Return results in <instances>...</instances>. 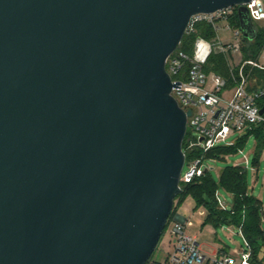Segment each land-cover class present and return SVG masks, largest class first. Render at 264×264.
<instances>
[{"label": "water", "instance_id": "1", "mask_svg": "<svg viewBox=\"0 0 264 264\" xmlns=\"http://www.w3.org/2000/svg\"><path fill=\"white\" fill-rule=\"evenodd\" d=\"M249 1L0 0V264L147 263L192 113L166 60L232 5L254 41Z\"/></svg>", "mask_w": 264, "mask_h": 264}, {"label": "built area", "instance_id": "2", "mask_svg": "<svg viewBox=\"0 0 264 264\" xmlns=\"http://www.w3.org/2000/svg\"><path fill=\"white\" fill-rule=\"evenodd\" d=\"M241 5L249 9L256 29H264V0H251ZM239 7L240 4H237L191 16L185 34L195 32L197 25L205 22L211 25L213 37H197L191 54L180 49L181 41L165 63L172 82H181V88H173L171 95L185 112L192 111L187 116L186 134L188 128L199 134L197 141L190 139L188 148H198L203 155L232 131H244L245 134L264 127V112L261 113L264 108V82L260 84L252 75L256 70L264 71V44L255 58L245 57L244 48L248 46V39L241 28ZM221 31H233L235 41L222 40ZM213 53L225 56L229 67L228 77L204 71L203 67ZM184 155L183 169L186 165L188 169L181 173V191V183L191 182L196 176L203 175L206 169L204 156L187 162L185 152ZM188 224V219L174 220L165 232L175 240L173 252L164 261L149 260L147 264H238L237 259L227 252L205 253L197 238L188 234ZM246 245L239 264H254L251 246L247 241Z\"/></svg>", "mask_w": 264, "mask_h": 264}, {"label": "trees", "instance_id": "3", "mask_svg": "<svg viewBox=\"0 0 264 264\" xmlns=\"http://www.w3.org/2000/svg\"><path fill=\"white\" fill-rule=\"evenodd\" d=\"M213 35L214 32L211 25L205 22L199 23L195 32L183 36L180 49L191 54L197 37L202 36L211 39ZM263 44L264 29L257 27L256 39L254 41L248 40V46L244 48L245 57L255 58ZM203 69L206 73L215 72L225 77L229 76L227 61L225 56L220 53H213ZM252 75L258 79L260 84L264 82V71L256 70ZM250 133H254L260 141L264 142V127L261 126L245 133L230 148L239 149L242 144L241 139L247 137ZM190 139L191 137L186 134L183 141V150L186 154L187 162L201 156H204L205 160L215 161L219 153L223 151L214 147L203 155V151L198 148H188ZM209 172L210 170L204 172L201 176H196L189 183H181L183 190L175 197L172 213L162 235L165 234L169 225L174 221L178 207L182 204L185 197L191 194L197 200V203L207 210L208 222L215 226L229 225L240 229L253 251V263L264 264V233L261 228L264 207L261 206L256 198L248 194L245 170L241 166H228L221 172L220 184L233 196L234 204L231 210H227L220 203L217 187L212 181ZM147 263H149V260Z\"/></svg>", "mask_w": 264, "mask_h": 264}, {"label": "rangeland", "instance_id": "4", "mask_svg": "<svg viewBox=\"0 0 264 264\" xmlns=\"http://www.w3.org/2000/svg\"><path fill=\"white\" fill-rule=\"evenodd\" d=\"M220 38L225 41H235L233 31H221ZM188 136L197 141L199 134L188 128ZM244 135V131H232L224 140L219 141L216 147L223 150L215 161L205 160L204 168L210 169V177L217 187V195L227 210L233 208V196L220 184L221 172L228 166H241L246 172L248 194L256 198L264 207V142L254 133L244 137L239 149L230 148ZM226 149V150H225ZM225 150V151H224ZM188 165L183 169L187 171ZM177 214L189 220L187 232L196 237L203 251L207 254L227 252L240 262L241 253L247 249L246 240L240 229L229 225L215 226L208 222L207 210L197 203L191 195H187L178 207ZM174 220V219H173ZM264 233V219L261 223ZM175 240L168 233L163 234L160 242L149 260L164 261L170 252H173Z\"/></svg>", "mask_w": 264, "mask_h": 264}, {"label": "crops", "instance_id": "5", "mask_svg": "<svg viewBox=\"0 0 264 264\" xmlns=\"http://www.w3.org/2000/svg\"><path fill=\"white\" fill-rule=\"evenodd\" d=\"M177 215V214H176ZM176 217V216H175ZM174 220H176V219H174Z\"/></svg>", "mask_w": 264, "mask_h": 264}]
</instances>
